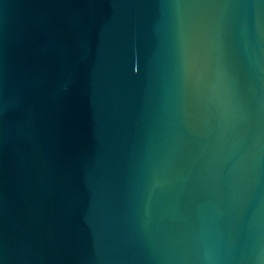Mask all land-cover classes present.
<instances>
[{"label": "water", "instance_id": "95a60500", "mask_svg": "<svg viewBox=\"0 0 264 264\" xmlns=\"http://www.w3.org/2000/svg\"><path fill=\"white\" fill-rule=\"evenodd\" d=\"M0 264H264V0H0Z\"/></svg>", "mask_w": 264, "mask_h": 264}]
</instances>
